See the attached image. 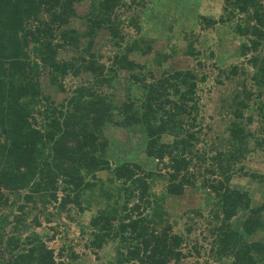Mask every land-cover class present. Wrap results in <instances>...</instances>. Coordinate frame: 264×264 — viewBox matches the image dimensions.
<instances>
[{
    "label": "trees",
    "instance_id": "trees-1",
    "mask_svg": "<svg viewBox=\"0 0 264 264\" xmlns=\"http://www.w3.org/2000/svg\"><path fill=\"white\" fill-rule=\"evenodd\" d=\"M153 2L0 0V264H72L74 252L56 260L35 228L95 196L105 201L89 218V241L93 248L114 242L111 264H180L188 256L193 264H264V199L251 205L232 182L264 181L246 162L264 153V54H257L264 0H223L216 19L198 16L202 29H230L237 55L255 69L248 76L232 64L215 76L239 86L225 124L213 114L204 122L205 74L165 66L178 54L195 59L191 43L179 53L153 46L156 38L141 22ZM100 34L109 53L95 49ZM42 77L70 92L55 102ZM250 110L261 121L253 131L244 127ZM107 124L137 140L117 150ZM207 137L205 152L197 144ZM100 172L106 183H98ZM155 182L164 192L153 191ZM186 189L197 200L172 222L165 196L179 198ZM195 230L202 237L190 239Z\"/></svg>",
    "mask_w": 264,
    "mask_h": 264
},
{
    "label": "rangeland",
    "instance_id": "rangeland-1",
    "mask_svg": "<svg viewBox=\"0 0 264 264\" xmlns=\"http://www.w3.org/2000/svg\"><path fill=\"white\" fill-rule=\"evenodd\" d=\"M145 1L146 3H149L152 0ZM153 1L154 7L149 11L150 14H148L145 19H142L141 17V22L144 28H150L149 31L152 32L150 35L156 38L153 41V46L157 49L164 50L175 48V51L179 53L185 48L186 43L189 41L191 46L198 52L195 59L181 56L180 54L176 57H169L165 65L166 68H195L198 73L205 74V81L201 86L203 89V108L201 109V112L204 115V122H208V117L213 114V118H215L216 115L217 117H220L222 124L227 123L233 116L232 106H230L231 103L240 100V96H238L239 98L232 96L235 91L237 92L239 86L234 83L225 86L226 81L223 77H220V80L223 82L217 83L215 76L219 77L217 75L219 70L227 68L232 64L243 65L245 67L243 70H247L246 73L249 72V74L254 68L252 69L251 67H248L249 65L245 61L246 57L237 55V38H234V34L230 29L220 24H216L207 29H202L201 27V21L198 16L203 14L216 19L221 12L223 0ZM73 24L77 28H80L79 21H74ZM96 42V50L101 49L105 50L106 53H109L107 50L108 46L104 43L103 34H100L99 39H97ZM257 54L259 55V58L264 54V43L258 48ZM196 61L199 62V66H196ZM46 82V78L42 77V86H46L43 89L55 102H58L70 92L59 91L48 83L46 84ZM117 87L123 89L124 82L118 81ZM259 99L261 102H264V93L260 94ZM222 105H225V108H220ZM242 113L244 116L248 115L246 110L243 111V109ZM249 113H252V121L245 123L244 120H241V122L245 123V130L253 131L261 121L256 110H250ZM104 133L110 138H113V147L117 150L129 140H137L130 139L129 134L124 130L112 128L108 124L104 127ZM208 144L209 137H207V140L204 143L197 144V148L202 147L205 152H207L209 151ZM252 146V139L246 138L245 148L250 149ZM128 151L129 150H126V153H128ZM249 154L251 155V153ZM137 158L139 160L143 158L142 152L137 154ZM246 162L250 169H254L258 174L264 176V153L258 151L251 159H247ZM96 175L101 180L98 182L99 184L107 182L105 179V172H100ZM232 182L236 183L237 186L247 192L251 199V205L260 203L264 199L263 180L234 176ZM106 185L107 184L104 186ZM152 189L159 194L164 192L163 182L153 183ZM184 194V196H188L187 199L184 196L179 198L171 195L165 196V204L168 210L169 219H171L172 222L174 219H178V216L183 210L187 207H192L195 200H197V198L194 197L193 192L189 191V189H186ZM104 201L105 199L103 196H100L99 198L95 196L90 199L89 204L82 201L80 204L82 209H78L76 205H71L68 215H66V212H61L52 222L50 221V223H47L42 220L40 226L35 228V230L41 232L43 235L45 244L53 250L54 258L56 260H68L69 253L74 252L76 256L73 257L72 264H111L113 262L115 258L112 249L114 242L112 240H108L100 248L91 247L89 241V232L91 230L88 228L89 218L96 212L98 207L102 206ZM55 223H57L56 228H51ZM181 223L182 222L179 221V225H173V230L181 229ZM202 234L203 232L195 230L191 233L190 239H194V237H202ZM260 235V232H257L256 235H252L249 239L258 238ZM198 240L201 241V238H198ZM61 247L64 248L62 251L63 255L59 256L57 252ZM1 250L2 247H0V251ZM0 254H2V252H0ZM192 260L193 257L188 256L185 259H182L180 264H193V262H190ZM196 264H203L201 258H198Z\"/></svg>",
    "mask_w": 264,
    "mask_h": 264
}]
</instances>
